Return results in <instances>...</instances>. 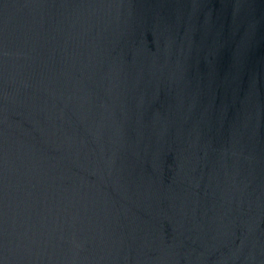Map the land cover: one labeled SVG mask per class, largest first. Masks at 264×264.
I'll return each mask as SVG.
<instances>
[{
    "label": "water",
    "instance_id": "obj_1",
    "mask_svg": "<svg viewBox=\"0 0 264 264\" xmlns=\"http://www.w3.org/2000/svg\"><path fill=\"white\" fill-rule=\"evenodd\" d=\"M0 264H264V0H0Z\"/></svg>",
    "mask_w": 264,
    "mask_h": 264
}]
</instances>
